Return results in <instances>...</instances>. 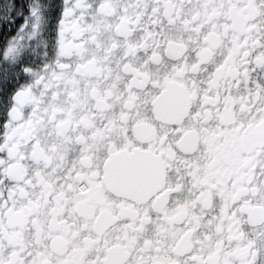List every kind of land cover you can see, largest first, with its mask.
<instances>
[{
    "label": "snow or ice",
    "instance_id": "6c2138e0",
    "mask_svg": "<svg viewBox=\"0 0 264 264\" xmlns=\"http://www.w3.org/2000/svg\"><path fill=\"white\" fill-rule=\"evenodd\" d=\"M0 264H264V0H0Z\"/></svg>",
    "mask_w": 264,
    "mask_h": 264
}]
</instances>
